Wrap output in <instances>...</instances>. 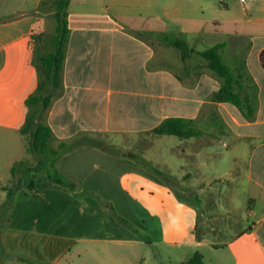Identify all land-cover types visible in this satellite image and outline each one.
<instances>
[{
  "label": "crops",
  "instance_id": "0c3cea01",
  "mask_svg": "<svg viewBox=\"0 0 264 264\" xmlns=\"http://www.w3.org/2000/svg\"><path fill=\"white\" fill-rule=\"evenodd\" d=\"M44 1L0 0V127L23 138L26 101L37 87L31 34ZM67 12L61 87L44 124L54 150L86 138L98 146L51 164L74 190L47 174L49 192L87 195L106 230L102 243L118 244L108 237L115 229L127 243L161 248L167 257L175 251L179 261L200 254L203 264H264V38L254 51L243 42L254 37L243 27L264 32V0H70ZM90 13L106 18L86 25ZM159 16L185 26L178 34L186 50L152 27ZM217 33L224 39L210 47L224 44L241 106L217 100L223 79L199 54L210 47L198 44ZM171 118L186 120L196 135L175 136L160 157L150 145L137 151L141 138L150 141ZM10 223L3 239L9 264H60L77 243L44 229L35 213Z\"/></svg>",
  "mask_w": 264,
  "mask_h": 264
},
{
  "label": "rangeland",
  "instance_id": "374dc122",
  "mask_svg": "<svg viewBox=\"0 0 264 264\" xmlns=\"http://www.w3.org/2000/svg\"><path fill=\"white\" fill-rule=\"evenodd\" d=\"M153 1L163 3L177 0ZM212 1L217 6H220L222 0ZM224 1L239 2V0ZM54 11L55 8L51 0H48L47 4L40 10V20L36 35L42 34L40 42L37 43V49L43 53H48L53 48V36L57 27ZM90 14L89 18L84 20L86 25L94 22L100 24L101 20L106 16L99 13ZM152 27L154 29H162L165 32L168 31L171 34L168 39L179 42H181L182 38H180L178 32L185 29V26L179 24L175 19L164 18L163 16L154 17ZM243 28L247 31H252L254 34L252 39L243 41L247 49L250 51L256 50L262 43L264 32H261L260 36H255L254 28ZM223 39L222 34L217 33L209 40L199 43L198 48L207 49L212 44L220 43ZM154 41L156 42V39ZM184 41L192 43L190 37H187ZM45 112L46 109H41L38 113L37 120L39 122H45ZM30 115L31 111L27 108L25 123ZM176 141L177 138L175 136L162 137L153 135L150 141L141 138L137 142V151L141 152L143 148L150 145V151L160 157L163 154L160 151L164 145H175ZM31 142L32 138L29 135L23 138L14 130L0 127V260L2 261L0 264H9V260L5 256L6 250L3 239L5 232L11 225V220L22 212L35 213L40 220L39 225L43 226L44 229L54 227L56 229L55 232L63 240H66L68 236L77 241L73 252L66 254L65 259L60 264H188L189 260L179 261L180 254L175 251L170 254V257H167L164 254L168 253V251L161 248H148L144 244L138 243V241L127 243V238H123L122 234L115 229L108 233V237L117 240L118 244L109 245L102 243V238L106 236V230L105 228L102 230L103 223L97 217L95 209H91L87 195L75 194L72 195L71 199L54 198L53 194L48 190L50 187L48 188L46 183L43 182V180H46L47 174H49L44 164H51L49 160L52 157L38 154L33 150ZM20 162L24 165H20L15 175H12L11 167ZM23 167H28L31 171ZM32 180H35L34 191L29 189ZM9 191H14L12 200L9 199ZM86 235L92 238L85 240ZM134 235L137 239L142 237L140 233H135ZM53 256L54 254L49 255L50 258H53Z\"/></svg>",
  "mask_w": 264,
  "mask_h": 264
},
{
  "label": "trees",
  "instance_id": "16d2710c",
  "mask_svg": "<svg viewBox=\"0 0 264 264\" xmlns=\"http://www.w3.org/2000/svg\"><path fill=\"white\" fill-rule=\"evenodd\" d=\"M47 2L48 0L44 1L42 6H45ZM51 2L55 8L54 18L57 23L55 35L53 36V48L48 53H43L37 49V43L40 42L42 34L37 36L36 30L38 26L35 27L31 34L30 49L33 55V65L37 72V87L34 93L31 94L26 101L27 107L29 108V111H31V115L27 119V122L20 128V133L23 136L29 135L32 138L31 146L33 150L40 155L52 157L51 164H53L62 155L72 152L81 146H98V143L95 140L86 138L78 140L72 144L62 143L58 149L54 150L50 147L52 137L50 128L37 120L38 113L41 109H47L51 97L61 87V73L65 58V45L67 42V36L70 32L67 12L70 0H51ZM164 35L165 34H163V37H165ZM159 37H162V35L159 34ZM171 43L176 48L183 51L186 50L185 45L177 40H171ZM223 46V43L217 44L199 54L207 61L209 69L223 79V86L221 91L217 94V100L232 102L235 105L241 106L242 100L239 94L235 91L238 80L235 77L231 66L227 63L221 53ZM260 62L264 69V51L260 55ZM248 108L253 112L251 106H248ZM153 133L159 136L169 135L180 138H190L196 135V132L192 130L186 120L175 118L163 121L159 126L154 128ZM140 163L145 164L142 159H140ZM51 164H44L46 171L49 172V179L52 182L74 190V185L59 176V174L52 169ZM20 165L22 166L24 164L20 162L19 164L13 165L11 168L12 175H15L16 170ZM34 187L35 182L33 181L29 185L30 191H33ZM13 194L14 191H9V199L12 200L14 197ZM188 264H203V258L200 254H196L189 260Z\"/></svg>",
  "mask_w": 264,
  "mask_h": 264
}]
</instances>
